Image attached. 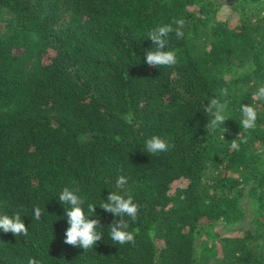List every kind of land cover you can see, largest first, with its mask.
Instances as JSON below:
<instances>
[{
    "label": "trees",
    "instance_id": "1",
    "mask_svg": "<svg viewBox=\"0 0 264 264\" xmlns=\"http://www.w3.org/2000/svg\"><path fill=\"white\" fill-rule=\"evenodd\" d=\"M177 19L176 64L148 66L147 33ZM260 86L264 0H0V215L28 228L0 230V264H264ZM212 98L228 119L210 131ZM241 104L257 110L254 129ZM152 136L168 150L147 153ZM119 176L140 206L134 244L111 241L119 217L99 207L123 194ZM64 187L97 206L83 205L103 233L92 249L63 242Z\"/></svg>",
    "mask_w": 264,
    "mask_h": 264
},
{
    "label": "clouds",
    "instance_id": "2",
    "mask_svg": "<svg viewBox=\"0 0 264 264\" xmlns=\"http://www.w3.org/2000/svg\"><path fill=\"white\" fill-rule=\"evenodd\" d=\"M177 25L173 29L171 24L158 25L147 33L148 38L155 45V49H150L145 52L144 62L148 66H168L171 67L176 64V53L171 50H165L167 44V38L170 33L175 31L177 38H183L184 21L177 19L174 21ZM211 27V25H210ZM222 94L226 93V90H221ZM253 99L257 101H264V86H260L253 94ZM227 108L226 103H222L216 98H212L205 107V111L210 113L212 119L207 123L208 129L215 130L219 125L223 124L228 117L225 115ZM241 113L240 126L245 130H251L256 127L257 110L251 105L239 106ZM223 139V136H222ZM247 138L239 136V140L236 138L230 142V149L239 151L241 144H246ZM169 148V145L159 136H152L145 141V150L151 155L165 152ZM128 181L126 177L119 176L115 182V188L120 191H113L106 197L105 202L101 203L99 207L106 213H111L113 217H119V220H113L109 225L110 232L108 236L111 241L120 245L126 243L135 242V236L132 231H129V221L136 222L139 213V204L134 202L133 195L125 187ZM78 188L64 187L58 196L59 203L66 205L64 212L67 220L68 227L64 233V243L73 247H79L87 251L92 249L98 241L102 239V232H98L97 228L100 226L99 218H89L91 215H85L83 205L87 203V209L89 213H94L96 205L94 203L87 202L85 197L78 195ZM34 219L39 221L42 216V209L34 207L33 209ZM127 218V219H126ZM0 230L4 233H11L14 236H27L28 228L22 222L19 212L13 215H0ZM155 235V233H150ZM27 264H39L35 258H29Z\"/></svg>",
    "mask_w": 264,
    "mask_h": 264
},
{
    "label": "rangeland",
    "instance_id": "3",
    "mask_svg": "<svg viewBox=\"0 0 264 264\" xmlns=\"http://www.w3.org/2000/svg\"><path fill=\"white\" fill-rule=\"evenodd\" d=\"M228 9H229V6H223L220 9V13L223 14V15H225L227 13ZM215 227L216 228H223V221H218L216 223V226Z\"/></svg>",
    "mask_w": 264,
    "mask_h": 264
}]
</instances>
